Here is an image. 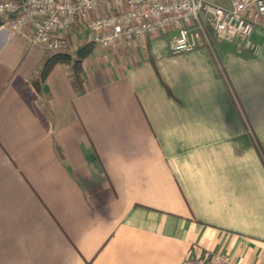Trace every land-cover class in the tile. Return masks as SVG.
<instances>
[{"label": "crops", "instance_id": "0c3cea01", "mask_svg": "<svg viewBox=\"0 0 264 264\" xmlns=\"http://www.w3.org/2000/svg\"><path fill=\"white\" fill-rule=\"evenodd\" d=\"M173 34L93 43L83 94L61 64L39 93L50 51L0 21V264H264V19L256 57Z\"/></svg>", "mask_w": 264, "mask_h": 264}, {"label": "built area", "instance_id": "2783aa9c", "mask_svg": "<svg viewBox=\"0 0 264 264\" xmlns=\"http://www.w3.org/2000/svg\"><path fill=\"white\" fill-rule=\"evenodd\" d=\"M0 0V21L11 33L23 35L46 51H65L74 30L87 32L103 48L131 43L153 33H174L171 54L190 52L209 25L216 38L251 57L261 45L252 38L264 19V0ZM98 15H93L95 11ZM183 264H240L227 254H205Z\"/></svg>", "mask_w": 264, "mask_h": 264}, {"label": "trees", "instance_id": "16d2710c", "mask_svg": "<svg viewBox=\"0 0 264 264\" xmlns=\"http://www.w3.org/2000/svg\"><path fill=\"white\" fill-rule=\"evenodd\" d=\"M212 35L215 34L211 27L205 24L203 26V32L199 33L200 43L206 39L209 40V37ZM93 43L92 41L84 42L71 51L67 49L60 52H50L43 59L37 75L32 79V84L35 89L41 93L42 84L51 68L56 64H61L67 67L68 79L75 93L83 94L86 90L83 79V63L90 56Z\"/></svg>", "mask_w": 264, "mask_h": 264}, {"label": "rangeland", "instance_id": "374dc122", "mask_svg": "<svg viewBox=\"0 0 264 264\" xmlns=\"http://www.w3.org/2000/svg\"><path fill=\"white\" fill-rule=\"evenodd\" d=\"M222 1V0H221ZM226 1V0H225Z\"/></svg>", "mask_w": 264, "mask_h": 264}]
</instances>
